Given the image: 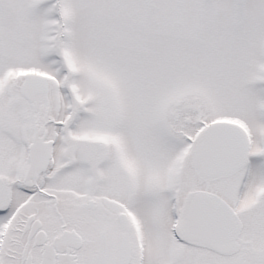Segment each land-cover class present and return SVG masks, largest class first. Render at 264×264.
<instances>
[{"label": "snow or ice", "instance_id": "snow-or-ice-1", "mask_svg": "<svg viewBox=\"0 0 264 264\" xmlns=\"http://www.w3.org/2000/svg\"><path fill=\"white\" fill-rule=\"evenodd\" d=\"M0 264H264V0H0Z\"/></svg>", "mask_w": 264, "mask_h": 264}]
</instances>
